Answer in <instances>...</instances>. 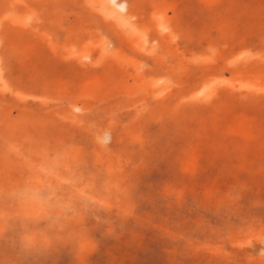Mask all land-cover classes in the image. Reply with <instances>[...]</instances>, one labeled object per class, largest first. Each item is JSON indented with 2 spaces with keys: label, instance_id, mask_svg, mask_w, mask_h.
<instances>
[{
  "label": "rangeland",
  "instance_id": "1",
  "mask_svg": "<svg viewBox=\"0 0 264 264\" xmlns=\"http://www.w3.org/2000/svg\"><path fill=\"white\" fill-rule=\"evenodd\" d=\"M0 264H264V0H0Z\"/></svg>",
  "mask_w": 264,
  "mask_h": 264
},
{
  "label": "bare ground",
  "instance_id": "2",
  "mask_svg": "<svg viewBox=\"0 0 264 264\" xmlns=\"http://www.w3.org/2000/svg\"><path fill=\"white\" fill-rule=\"evenodd\" d=\"M114 3H115V2H114ZM114 3H113V4H114ZM117 8H118V7H117ZM121 10H122V9H121Z\"/></svg>",
  "mask_w": 264,
  "mask_h": 264
},
{
  "label": "snow or ice",
  "instance_id": "3",
  "mask_svg": "<svg viewBox=\"0 0 264 264\" xmlns=\"http://www.w3.org/2000/svg\"><path fill=\"white\" fill-rule=\"evenodd\" d=\"M77 111H79V109H77Z\"/></svg>",
  "mask_w": 264,
  "mask_h": 264
}]
</instances>
